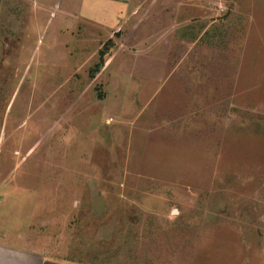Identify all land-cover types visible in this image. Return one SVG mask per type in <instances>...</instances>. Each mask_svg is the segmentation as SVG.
<instances>
[{
  "label": "rangeland",
  "instance_id": "1",
  "mask_svg": "<svg viewBox=\"0 0 264 264\" xmlns=\"http://www.w3.org/2000/svg\"><path fill=\"white\" fill-rule=\"evenodd\" d=\"M173 1L0 0V244L264 264V0Z\"/></svg>",
  "mask_w": 264,
  "mask_h": 264
},
{
  "label": "crops",
  "instance_id": "2",
  "mask_svg": "<svg viewBox=\"0 0 264 264\" xmlns=\"http://www.w3.org/2000/svg\"><path fill=\"white\" fill-rule=\"evenodd\" d=\"M93 1H99L100 3L103 2L105 4L108 11H111L113 13L112 15L115 16V22L116 20L123 17L130 16L131 10L128 15H126L128 12L127 9H131L129 5L133 1L136 2V0H93ZM149 1H153L152 3H157L159 0H145V2L149 3ZM172 7H175V1L171 0ZM179 3V0L177 1ZM135 4V3H133ZM163 5V4H162ZM165 7V5H163ZM0 264H74L68 261L64 260H55L47 255L39 254L37 252H30L27 250L12 248L10 246H5L3 244H0Z\"/></svg>",
  "mask_w": 264,
  "mask_h": 264
},
{
  "label": "trees",
  "instance_id": "3",
  "mask_svg": "<svg viewBox=\"0 0 264 264\" xmlns=\"http://www.w3.org/2000/svg\"><path fill=\"white\" fill-rule=\"evenodd\" d=\"M102 55H104L103 52H102ZM101 61H102V60H101ZM97 68H99V67H97Z\"/></svg>",
  "mask_w": 264,
  "mask_h": 264
}]
</instances>
